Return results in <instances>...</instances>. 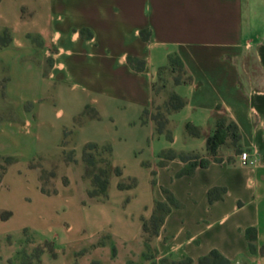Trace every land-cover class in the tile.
<instances>
[{
  "label": "crops",
  "instance_id": "obj_1",
  "mask_svg": "<svg viewBox=\"0 0 264 264\" xmlns=\"http://www.w3.org/2000/svg\"><path fill=\"white\" fill-rule=\"evenodd\" d=\"M2 30L9 40L0 46L6 73L0 156H10L9 143L29 146L33 133L51 124L58 141L51 156L60 159L67 133L73 161L65 166H79L85 185L76 220L88 229L76 236L74 252L82 253L72 264H160L185 257L196 264L211 249L228 264H264V0H0ZM170 54L180 59L187 80L173 82ZM160 69L168 71L160 101L173 92L184 102L165 114L170 139L155 131L153 120L140 119L154 101ZM55 104L63 108L52 116ZM6 108L10 116H3ZM219 117L236 125L239 138L236 145L228 137L219 144L215 160L205 139ZM185 123L199 134H188ZM86 142L108 145L110 165L120 170L119 176L108 174L103 199L86 197ZM122 142L135 159L130 170L116 158ZM166 150L207 163L178 175L193 158L159 163ZM242 150L251 163L240 162ZM27 169L41 193L38 171L28 163ZM125 177L133 181L128 192L140 195L129 204L134 215L105 211L101 206L122 193L117 184ZM212 187L223 191L209 202ZM161 188L179 206L144 240L142 220L150 217L154 201L164 199ZM86 204L95 214H88ZM113 222L117 230L110 229ZM62 223L66 244L72 226Z\"/></svg>",
  "mask_w": 264,
  "mask_h": 264
},
{
  "label": "rangeland",
  "instance_id": "obj_2",
  "mask_svg": "<svg viewBox=\"0 0 264 264\" xmlns=\"http://www.w3.org/2000/svg\"><path fill=\"white\" fill-rule=\"evenodd\" d=\"M5 35H8L6 31H0V43ZM139 63L140 61H135L136 66H139ZM5 75L4 67L0 66V97L2 96ZM166 77H168V71L161 70L159 78L154 84L155 98L147 110L148 115L163 116L166 114L164 106L166 99L160 101L159 98L167 82L168 78ZM61 106L55 104L52 109V116H54V111ZM4 107V102L0 99V110H5ZM2 114L3 116H10V111L7 109ZM160 119L162 118L160 117ZM44 128L45 130H41L39 133L35 131L38 136L33 133V138L27 147L21 148V145L15 147L12 146V143L7 144L11 146L9 147V153L13 158L6 166L5 174H3L0 182V264H72L74 258L82 253V250L76 252L74 250L75 243H77L76 236L88 230L84 223L76 220V217L82 212L81 206L83 205L81 204L83 203H81V200L84 194V181L79 177V166L76 164L69 165V167L65 166L70 163L64 162V159L70 155L71 142L67 133L62 139L65 147L60 159H58L51 156L58 153L56 150L58 141H55L54 128L51 124ZM76 139H78V136L75 139L73 137V142ZM91 152L95 155V159L105 156L103 151L98 153L91 150ZM96 153L99 155L96 156ZM115 153L120 162L119 167L124 166L126 170L132 169L135 159L123 142L116 146ZM32 156L35 157L28 162L27 160ZM194 161H198V159ZM27 163L38 171V187L47 190L54 188L53 193L41 194L37 192L35 178L28 171ZM101 165L100 162H96L92 168L87 170L84 168L81 177L88 178V173L91 170L99 169ZM52 171L54 176L51 178L49 174ZM64 179L67 180L65 184ZM68 181L69 185L65 186ZM120 181L126 186L132 179L125 177ZM122 189L124 190L121 194L111 197L109 206L105 204L101 207L112 214L126 215L128 213L132 215L135 207L131 208L132 205L129 204L140 195L135 193V196H133L126 187ZM89 190L91 188L88 185L86 197L96 198L88 196L87 192ZM138 190L140 189L138 188ZM97 198L103 199L101 197ZM85 206H87L88 214H95V208L92 204L89 206L86 204ZM64 221H70L72 226L66 234L68 237L66 244L60 239L64 235L65 224L62 223ZM117 224L116 222L111 223L109 225L110 229L117 230L119 228ZM142 235L146 237L147 233ZM159 262L160 264H171V261L165 258L160 259Z\"/></svg>",
  "mask_w": 264,
  "mask_h": 264
},
{
  "label": "trees",
  "instance_id": "obj_3",
  "mask_svg": "<svg viewBox=\"0 0 264 264\" xmlns=\"http://www.w3.org/2000/svg\"><path fill=\"white\" fill-rule=\"evenodd\" d=\"M140 35L142 38H146V34H143L142 31H140ZM9 40V36L5 35L4 39L0 43L1 46L5 45ZM142 66V62L139 63V66H136V68H140ZM168 66L172 72L175 73L172 80L173 82L177 83L179 81H185L187 80V77H184V71L182 69V63L177 55L170 54L168 55ZM161 70V69H160ZM183 100L180 96L177 94L170 92L167 95L166 101L164 102L165 106V112H169L172 110H176L180 108L183 105ZM85 109L87 110L88 107L86 106ZM147 109H144L141 113L140 119L143 122L146 118H149L154 121L155 123V131L157 133H163L164 136L167 139H170V133L166 129V118L165 115L157 116L149 114L148 116ZM160 117L162 119H160ZM184 128L186 132L190 135L197 136L199 134L198 129L194 126H192L190 123H185ZM65 137V133H64ZM229 138L231 143L236 145L239 135L237 132L236 125L231 121H226L224 117H219L216 120L215 128L213 132L208 135L205 139L206 143V149L208 153L212 156L215 160H219V158L215 157L216 148L219 144L223 143L226 138ZM62 145H65L64 142ZM91 150H95L96 152H104V157H98V159H95V155L91 152ZM96 153V156L99 155ZM110 148L108 145H98L93 142H86L84 143L81 151V161L84 164L85 170L88 168H92L96 162H100L102 165L97 170H91L90 173H88V178L90 181V188L87 192L89 197H101L104 198L106 195V186H107V177L110 172H112L114 175L119 176L120 170L118 167H112L110 165ZM178 157L181 160L186 159H192L189 161L188 168L182 169L178 172L179 174H188L190 173V170L196 165L204 166L207 163V160L205 158H198V161H194V158H197V156H188L184 155L182 153L176 154L172 150H166L161 154L162 161L159 163H162L165 159H169L172 157ZM12 161V157L10 156H0V179L6 169V166ZM72 149H70V155L64 159V162H72ZM41 173V171H40ZM49 176L52 178L54 176V172H50ZM67 182L66 179H64V184ZM133 184V181H131L129 184L124 186L123 182H118L117 186L119 188H124L131 186ZM96 188V189H95ZM39 191L43 194H51L55 190L52 188L51 190L44 189L39 186ZM223 191V188L220 187H212L207 190V200L211 202L214 199L221 197V192ZM161 192L163 194L164 199L162 201H154L152 206L151 215L147 220H142L141 224V232L147 233L146 237H143L144 240H148L151 236L155 235L159 226L162 223L164 215L169 212L172 208H176L179 206L178 201L174 198L172 193L166 189L161 188ZM249 232L250 229L246 230V236L249 238ZM143 236V235H142ZM249 247L252 248V245L249 244ZM196 264H228V260L223 257L220 253H218L216 250L211 249L209 250L205 255L200 256L196 262ZM91 264H95V262H92ZM171 264H193V261L185 257L178 261H171Z\"/></svg>",
  "mask_w": 264,
  "mask_h": 264
},
{
  "label": "built area",
  "instance_id": "obj_4",
  "mask_svg": "<svg viewBox=\"0 0 264 264\" xmlns=\"http://www.w3.org/2000/svg\"><path fill=\"white\" fill-rule=\"evenodd\" d=\"M238 157H239L240 162H241L242 164H248V163H251V160H248V159H247V153H246V151H244V150H242V151H240V152L238 153Z\"/></svg>",
  "mask_w": 264,
  "mask_h": 264
}]
</instances>
